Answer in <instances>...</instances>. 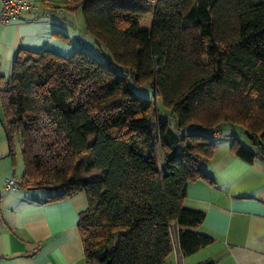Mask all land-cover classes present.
Returning <instances> with one entry per match:
<instances>
[{
	"label": "trees",
	"instance_id": "16d2710c",
	"mask_svg": "<svg viewBox=\"0 0 264 264\" xmlns=\"http://www.w3.org/2000/svg\"><path fill=\"white\" fill-rule=\"evenodd\" d=\"M66 3L100 54L19 48L0 76L20 188L47 191L46 201L85 193L86 264H164L173 226L184 254L207 245L194 230L203 212L183 199L188 183L210 180L215 137L238 127L255 147L233 136V153L264 157V0Z\"/></svg>",
	"mask_w": 264,
	"mask_h": 264
},
{
	"label": "crops",
	"instance_id": "0c3cea01",
	"mask_svg": "<svg viewBox=\"0 0 264 264\" xmlns=\"http://www.w3.org/2000/svg\"><path fill=\"white\" fill-rule=\"evenodd\" d=\"M28 1L36 4L34 11L10 24L0 23V76L11 74L19 48L63 55L85 48L100 54L97 41L85 32L81 11L71 10L66 0ZM232 139L215 140L213 156L203 166L210 180L188 183L183 199L185 207L203 212L194 230L211 241L184 254L173 226L172 250L164 264L208 259L216 264H264V157L247 161L237 156L230 148ZM4 155L0 146V159ZM13 173L0 172V264H86L77 226L87 205L85 193L46 201L44 190L6 189L5 179Z\"/></svg>",
	"mask_w": 264,
	"mask_h": 264
},
{
	"label": "rangeland",
	"instance_id": "374dc122",
	"mask_svg": "<svg viewBox=\"0 0 264 264\" xmlns=\"http://www.w3.org/2000/svg\"><path fill=\"white\" fill-rule=\"evenodd\" d=\"M137 92L145 95L147 97H152L151 92L146 91V90H141L137 89ZM153 98V97H152ZM154 99V98H153ZM3 116V110H2V102L0 99V118ZM238 127H227L224 129V132L222 133V135L218 136L217 138H215V140L219 139V138H224L226 136H236L238 138V140L242 143V145L246 148L249 149H253V147H255L253 144H251V141L246 137V135L242 132H239ZM0 130H1V135H0V146L1 149H4L5 147V155L3 156V158L0 159V172H11L15 171V173H13V177L17 178V176L21 175L24 171V164H23V159H22V153H21V143L20 140L18 138V136L15 134L13 139H12V149H13V155H9V147H8V143H7V137L4 131V128L2 126V123L0 121ZM232 133V134H231ZM14 169V170H13ZM9 175H11L9 173Z\"/></svg>",
	"mask_w": 264,
	"mask_h": 264
},
{
	"label": "built area",
	"instance_id": "2783aa9c",
	"mask_svg": "<svg viewBox=\"0 0 264 264\" xmlns=\"http://www.w3.org/2000/svg\"><path fill=\"white\" fill-rule=\"evenodd\" d=\"M36 4L28 0H0V23L10 24L36 9ZM5 188L16 190L20 188V179L8 177L5 179Z\"/></svg>",
	"mask_w": 264,
	"mask_h": 264
},
{
	"label": "water",
	"instance_id": "95a60500",
	"mask_svg": "<svg viewBox=\"0 0 264 264\" xmlns=\"http://www.w3.org/2000/svg\"><path fill=\"white\" fill-rule=\"evenodd\" d=\"M154 96H155V92H154Z\"/></svg>",
	"mask_w": 264,
	"mask_h": 264
}]
</instances>
